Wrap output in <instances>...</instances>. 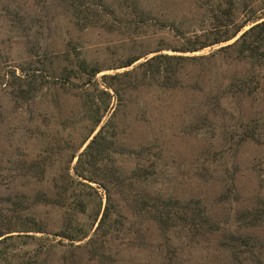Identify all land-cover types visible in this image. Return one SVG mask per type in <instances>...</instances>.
I'll return each mask as SVG.
<instances>
[{
    "label": "rangeland",
    "instance_id": "rangeland-1",
    "mask_svg": "<svg viewBox=\"0 0 264 264\" xmlns=\"http://www.w3.org/2000/svg\"><path fill=\"white\" fill-rule=\"evenodd\" d=\"M139 1L147 13L144 23L121 13L118 20L103 16V21L80 29L58 0H0V219L5 226L25 227L26 216L27 221L28 217L42 221L44 227L43 233L7 234L22 236H10L0 244V264L91 263L83 247L88 237L69 241L56 235L65 226L64 211L33 201L39 192L48 197L57 192L62 168L84 134L79 122L82 107L71 93L49 95V91V96L19 108L10 95L15 76L32 69L43 74L44 67L60 68L63 53L79 52L91 65L102 67L96 76L98 85L102 74L121 73L145 59L129 67L107 68L132 55L147 53L145 57H150L157 53L151 51L160 49L170 55L205 56L184 69L182 88L162 92L155 85L131 89L124 83L121 96L112 97L111 110L101 125L114 112L120 130L116 150L123 153L115 154L117 160L127 170L144 164L154 171L147 187L150 193L162 190L180 199L197 198L221 225L231 223L236 211L264 203V144L237 141L239 133L255 126L249 122L264 111V95L227 101L209 115L208 125L200 121L206 98L213 96L207 89L211 81L216 85L227 75L237 78L247 70L232 57L217 53L233 39L193 53L172 50L185 38L215 31L216 23L225 20L224 13L204 9L206 0ZM213 1L217 0H209V4ZM96 7L97 15L104 14L102 7ZM263 7L264 0L240 2L236 19L242 21L254 11L259 18ZM92 15L95 17L94 12ZM196 83L199 90L193 89ZM31 163L35 168L27 174L22 166ZM88 184L95 192L90 189L86 213L78 223H83L90 236L96 225L92 213L97 200L102 197V206L106 200L102 188ZM139 187H128L125 193L111 190L112 202L122 213V225L110 244L117 264H218L226 259L218 250L216 236L199 245L177 244V239L167 242L154 222L130 213L128 209L136 207L131 206V199ZM256 234L264 239V229ZM39 248L50 251L47 260L35 251Z\"/></svg>",
    "mask_w": 264,
    "mask_h": 264
},
{
    "label": "trees",
    "instance_id": "trees-1",
    "mask_svg": "<svg viewBox=\"0 0 264 264\" xmlns=\"http://www.w3.org/2000/svg\"><path fill=\"white\" fill-rule=\"evenodd\" d=\"M58 2L65 10L71 12L74 22L81 25L80 29L103 21V16L118 20L124 13L132 18L138 17L136 19L138 23L147 20V13L141 8L139 0H111L109 3L104 0H58ZM240 2L245 0H217L211 5L209 0H206L204 9L222 11L225 20L216 23L215 31H206L185 38L179 46L172 49L179 53H193L238 36L231 43L219 47L217 53L222 52L224 57H232L234 62L245 65L247 70L237 78H229L227 75L225 81L221 78L215 82L216 85H212L214 80L211 81L207 89L213 92V96L206 98V109L203 110L200 119L205 125L211 121L209 115L216 114L223 103L231 100L242 101L256 94L264 95V13L258 18L254 11L244 20L238 21L235 14ZM95 6L102 7L104 14L97 15L98 10ZM92 12L95 13V17ZM246 26L248 27L244 29ZM159 51L160 49L151 51L157 53L150 57H145L147 53L132 55L119 65L107 67L108 69L129 67L139 59L145 58L121 73L102 74L99 82L102 87L97 84L96 76L103 68L91 65L79 52L63 53L59 61L62 65L60 68L44 67L43 74L37 72V69H32L31 73L27 71L24 76H15L10 95L16 108L29 106L39 97L47 96L49 91V95L56 92L71 93L82 107L79 122H82L84 134L73 147L66 167L62 168L56 196L48 197L44 192H39L33 201L53 205L64 211L62 214L65 226L56 231L57 236L69 241H79L88 237L83 247L88 252L90 264H117L112 258L110 244L122 225V213L112 202L111 190L115 188L125 193L124 190L135 185L140 186L138 193L131 199V206H136V210L129 208V212L141 214L154 222L167 242L177 239V244L184 242L189 246L199 245L216 236L219 238L218 250L226 255V259L218 264H264V239L256 234L257 231L264 229V203L236 211L231 223L221 225L210 217L197 198L180 199L162 190L150 193L147 187L152 181L154 171H149L146 165L137 164L127 170L122 162L117 160L115 154L123 153L116 150L120 130L115 122L114 112L101 125L102 118L111 110L112 97L118 99L121 96L126 82L131 89L145 85H155L162 92L182 88L181 75L184 69L198 64V61L205 57L170 55ZM196 86L199 85L196 83L193 89H197ZM49 102L50 99L48 106L51 105ZM252 120L249 123L253 122V125L259 128L250 126L243 129L237 141L264 144V111ZM78 130L79 128L73 131ZM83 146L84 148L79 151ZM74 158L76 160L72 163ZM34 166L31 163L22 166V169H27V174H30L29 171L34 170ZM88 183H95L102 188L106 200L104 206L102 197L97 200L92 213L93 225H96L90 236L83 223H78L81 216L86 213L88 198L91 197L89 192L90 189L93 190ZM28 218L30 221L23 216L25 227L5 226L4 220L0 219V244L10 236H22L7 235L12 232H44L42 221ZM35 251L42 255V260H47V255L50 254V251L42 252L41 248Z\"/></svg>",
    "mask_w": 264,
    "mask_h": 264
},
{
    "label": "water",
    "instance_id": "water-1",
    "mask_svg": "<svg viewBox=\"0 0 264 264\" xmlns=\"http://www.w3.org/2000/svg\"><path fill=\"white\" fill-rule=\"evenodd\" d=\"M238 37V36H237ZM237 37H235V39L237 38ZM234 40V39H233ZM85 146V145H84Z\"/></svg>",
    "mask_w": 264,
    "mask_h": 264
}]
</instances>
